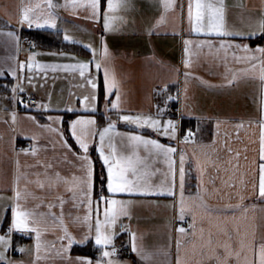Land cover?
Returning a JSON list of instances; mask_svg holds the SVG:
<instances>
[{
	"label": "crops",
	"instance_id": "crops-1",
	"mask_svg": "<svg viewBox=\"0 0 264 264\" xmlns=\"http://www.w3.org/2000/svg\"><path fill=\"white\" fill-rule=\"evenodd\" d=\"M29 0H0V69L16 68L17 60H25L31 52H38L41 55L34 59L38 63L45 64H65L74 63L65 57L50 55L49 53H59L61 51L77 57L79 60L87 61L91 57V51L79 53L68 48H45L36 43L35 47L21 43L20 51L17 52L14 42L2 33L9 30H15L22 36L24 30L29 28L17 23V13L21 3ZM36 3L37 0H31ZM54 3L63 4L64 0H53ZM226 7V23L229 29L244 28L249 22V18L258 17L260 14L261 0H224ZM131 7L127 10L121 9L116 15L123 17L113 21L112 30L103 32L102 20L100 23L84 19L87 13L79 9L76 15L64 8H56L53 11L57 14V28L48 30H57L71 35L85 47L92 44L98 51L100 50V38L103 34L110 52L108 67L115 72L116 78L120 83L122 93V114L144 113L155 114V105L162 103V98L156 95V90L164 84L176 86V92L179 99L176 105H172L167 113L162 117L163 120L173 119L178 122L177 139L169 140L164 136H157L149 128L137 129L135 125H128L118 120L114 111L105 109L104 88L103 99L100 102V81L103 84V70L98 74L94 67L91 69L93 76L97 77L98 88L96 90L97 100L95 102L96 111H87L80 103V98L85 94H90V86L81 87L83 80L76 71H65L58 69L52 71L48 69L40 71L33 69L31 73L25 70L20 74V82L24 91L19 93L20 98L29 92H34L38 97V104H48V110L43 108L31 107L27 109L24 104H13L10 99L12 93L10 89H0V196H13L14 179L16 176V153L13 148L19 150L22 147H28L33 141L26 137L36 134L39 140L36 145L46 151H41L39 156L34 159L31 156L21 155V171L28 174V180L36 179L34 173L44 171L43 167H29L36 165L37 160L41 163L48 162L53 165V171H58L62 176H70L75 173L79 175L78 169L74 167V157L68 155L67 161L64 159V150L61 148L59 137L53 133L38 128L29 116H35L42 124L49 123L46 116H61L64 123L62 125H53L67 129L68 123L77 116H93L97 120L98 126H105L106 116L116 121L118 132L138 131L140 134L150 138L159 139L161 143L171 144L178 149L175 159L177 169L179 167V153L185 155V197L195 195L197 185L200 181L197 179L200 172L197 168V161L204 166L203 186L206 187L211 195L206 196L208 212L192 205V212L186 214L185 223H187L188 235L180 237L182 242L181 257H187L190 264H198L201 260L199 249L203 244L200 240V229H204L205 240L211 234L212 239H223L222 230L227 227L228 231L233 234V229L239 227L241 232L251 230L255 226L257 234L264 232V201L260 200L257 194L252 193V182L255 180L258 186V173L255 161L258 158V127L249 126L250 120L259 118V105L261 102L259 95V82L249 79H238L232 84H228L226 77H230L231 72H235L242 64L233 62L229 55L227 61L223 59V52L217 53L216 48L208 47L198 48L190 46V51L186 55L183 51V39L199 41L210 39L214 45L219 44L216 37H204L196 34H189L188 22L186 19V8L184 19L179 14H170L167 24L161 26L159 35H146V29L151 27L159 15L156 0H130ZM11 25V27H7ZM31 29H36L35 27ZM175 33V34H174ZM31 36V35H28ZM32 37V36H31ZM238 43H248L255 46L257 43H251L250 40H239ZM264 44V41L259 42ZM86 48V47H85ZM155 59H151L152 56ZM190 60L191 67L185 69L183 61ZM178 70V71H177ZM185 71L190 74L185 77ZM179 73V74H178ZM26 76H31V83ZM9 80H13L10 83ZM2 85L16 84L7 72L3 78H0ZM4 88V87H3ZM114 98V97H113ZM25 101V100H24ZM25 103H27L25 101ZM16 111L17 121L12 124L4 121L8 119V112ZM72 108L74 111H66ZM35 109V110H33ZM104 114L100 117L99 113ZM220 123L217 130L216 124ZM243 123L244 127L237 129L236 125ZM15 129V130H13ZM188 129L195 133V143H185L182 140L183 134ZM199 129V131H197ZM218 133V134H217ZM68 135V133H65ZM215 140V149L212 151L208 148H202V145H211ZM121 138L116 136L114 142L120 145ZM225 141L228 147L233 150L229 153L225 148ZM69 143L74 141L69 139ZM240 153L239 167H235L237 160L234 153ZM90 154L94 161L96 173V156L95 145L90 147ZM144 153L142 152V155ZM247 157V159H245ZM102 163V162H101ZM153 170L158 169L155 175L149 178L153 185L167 184L171 180L168 174L167 164L163 159H159L153 164ZM105 176H106V170ZM43 178V177H41ZM27 184L29 191L34 192L37 196L43 197L45 204L48 201H55L57 195H63L67 201L64 205L65 221L69 230L77 239L80 238L83 229L71 222V217L67 213L71 212L73 216L83 215V207H73L70 200L71 193L64 190L63 186L49 190L39 189L35 184L27 183L25 179L20 180V187L23 189ZM234 185V186H233ZM176 196L175 198L168 195L161 196H128L122 195L119 198L130 199L133 201L129 209L130 219L122 218L121 223L130 227L131 231L136 232L141 239L138 241L148 251L165 249L168 252L167 260L163 253L154 257V264H175L176 256V239L178 234L174 227L180 226L181 222L177 221L178 210H174L172 205L179 200V175L176 177ZM243 195L245 199L241 202L239 197ZM39 201L29 200V207L34 206ZM7 199L0 200V204H9ZM248 209L245 214L241 209L231 210L227 217L220 216L218 213L224 210L227 205L240 204ZM38 211H47L45 205H42ZM53 211L59 213V207ZM234 212V216L232 215ZM211 213V214H209ZM9 214L10 208L5 214ZM196 217L195 235L193 230L188 229V223L192 222V217ZM183 223V222H182ZM3 225H0L2 228ZM6 230V228H5ZM119 232V225L117 226ZM60 235L59 229H51L45 234L46 241H52ZM129 240L128 234L120 233L117 242ZM16 246L26 247V251L21 254L17 251H10L8 256L14 261H24V264H33V239L23 237L19 233L13 235ZM94 244V242H89ZM86 243V244H89ZM83 244V245H86ZM193 244L196 249L194 251ZM74 244L69 255L75 258L78 255L86 253L74 252ZM59 247V244H57ZM55 256L54 252H45L42 250V258L38 264H64L59 258L47 259L48 256ZM127 261L128 264H141L135 253L128 254L120 258ZM204 264H214V262L205 261Z\"/></svg>",
	"mask_w": 264,
	"mask_h": 264
},
{
	"label": "snow or ice",
	"instance_id": "snow-or-ice-1",
	"mask_svg": "<svg viewBox=\"0 0 264 264\" xmlns=\"http://www.w3.org/2000/svg\"><path fill=\"white\" fill-rule=\"evenodd\" d=\"M159 15L154 24L146 29V35L151 37L159 35L161 26L169 21L170 14H179L184 19L186 8V19L189 25V34H196L204 37H216L219 44L214 45L210 39L193 41L191 39H183V51L187 55L190 46L194 45L198 48L208 47L216 48L217 53L223 52V59L227 61L229 55L233 62L242 64L244 67L239 68L235 72H231L230 77H226L227 83L232 84L238 79H249L259 82L260 105L258 108L259 118L249 121V126L258 127V158L255 161L258 173V186L254 180L252 182V193L257 194L259 199L264 201V44L257 43L252 46L248 43L235 42L237 39L243 40H259L264 41V0H261L260 14L258 17L249 18V22L244 28L229 29L226 23V5L224 0H156ZM131 7L130 0H64L63 4L54 3L53 0H37L36 3H21L17 13V23L21 26H27L29 29H56L57 14L53 11L56 8H64L73 15L77 14L79 9H83L87 15L84 19L100 23L102 20L103 32L112 30L113 21L123 19L118 17L116 13ZM11 27V25H7ZM14 42L17 52L21 48V37L15 30H9L2 33ZM175 34V33H174ZM63 39L67 43H76L74 37L65 33ZM32 47H35L33 44ZM91 51V57L87 61L79 60L77 57L65 53L63 51L49 53L50 55H58L74 63L65 64H45L35 61V57L41 55L38 52H31L25 60H17L16 68L0 69V78L5 76L7 72L16 84L10 87L12 93L11 100L13 104H24L27 109L30 105L20 98L19 93L24 91L20 82V74L27 70L29 73L33 69L45 71L51 69L56 71L63 69L65 71H76L83 80L81 87L90 86L92 92L83 95L80 103L87 111H96L95 102L97 100L96 90L98 88L97 77L93 76L91 69L94 67L97 74L103 70V88L105 109L114 111L118 120L128 125H135L137 129L149 128L157 136L167 137L170 141L177 139L178 122L173 119L166 121L162 117L167 113L170 102L178 100L179 94L173 96L169 91L167 84L156 90V95L162 98V103L155 105L156 113L144 114L142 112L133 114H122V93L120 83L116 78L115 72L109 69L108 60L110 52L107 42L103 36L100 38V50L98 51L92 44L85 45ZM151 59H155L153 55ZM185 69L191 67L188 59L183 61ZM178 71V70H177ZM179 74V73H178ZM190 73L185 71L184 76ZM31 83V76H26ZM0 87L8 88L9 85H0ZM114 97V98H113ZM31 101V97L28 98ZM32 107L43 108L48 110L49 105H36ZM8 112V119L12 124L17 121V113L12 110ZM66 111H74L72 108ZM29 120L38 128L53 132L59 137L61 148L64 150V159L67 161L68 155L74 157V167L78 169L79 175L73 173L70 176H62L60 172L53 171V165L48 162L41 163L37 160L36 165L29 167L41 166L44 171L42 173H34L36 179L28 180V174L21 171V163L19 157L21 155L31 156L36 159L43 150L36 145L39 137L36 134L26 137L34 143L28 147H22L19 150L13 148L16 153V176L14 179L13 196L2 197L0 200L7 199L9 204H0V225L6 226L0 228V264H24V261H14L9 258L10 251H17L23 254L27 249L23 246H16L13 240L15 233L21 234L23 237L33 239V264L44 258L41 256L42 250L45 252H54L55 256H48L47 259H56L64 261V264H128L127 261L120 259L122 248H129L135 253L141 264H154V257L163 253L167 260L168 252L165 249H157L156 251H148L138 241L141 239L136 232L131 231L130 227L121 223L122 218L130 219L129 209L133 201L130 199L119 198L122 195L128 196H161L168 195L175 198L176 196V177L177 171L179 175V200L173 203L174 210H178L177 221L181 222L180 226L174 227L178 234L176 239V256L175 264H190L187 257H181L182 242L180 237L188 235V230L183 226L186 214L192 212V205L208 212L205 197L211 195L209 190L203 186L204 166L197 161V168L200 176L197 179L200 183L197 185L195 195L185 197V155L179 153V167L177 169V161L175 155L178 152L176 147L171 144L161 143L159 139L150 138L140 134L138 131L118 132L116 131L117 123L111 117L106 116L105 126H98L97 120L93 116H77L68 123L67 129L61 127H53V125H62L64 123L61 116H46L49 123H41L35 116H29ZM220 123L217 122V130ZM244 127L243 123L236 125V128ZM15 130V129H13ZM199 131V129H197ZM68 133L66 135L65 133ZM218 134V133H217ZM121 138L120 145L114 142V138ZM69 139L74 144L69 143ZM185 143H195V133L192 129H188L182 136ZM216 141L213 140L211 145H202V148H208L212 151L215 149ZM95 145V151L98 153V159L102 162V169L99 174V184H96L95 165L90 154V147ZM225 148L231 154L233 150L228 147L225 141ZM142 152L144 153L142 155ZM237 164L240 153H234ZM163 159L167 164L168 174L171 176L170 182L167 184L153 185L149 178L155 175L158 169L153 170V164L159 159ZM247 159V157H245ZM43 177V178H41ZM25 179L27 183L35 184L39 189H55L60 186L64 190L71 193L70 200L73 207L85 209L83 215L73 216L71 212L67 213L71 217L74 225L80 226L83 231L79 239L69 230L65 221L64 205L67 202L63 195H57L55 201H48L45 204L44 198L37 196L34 192L29 191L27 184L21 189L20 180ZM234 186V185H233ZM242 202L245 197H239ZM39 201L34 206L29 207L28 201ZM42 205H45L47 211H38ZM59 207V213L53 211ZM10 208V222L6 219L5 214ZM241 209L247 214L248 209L240 204L227 205L218 215L227 217L231 210ZM211 214V213H209ZM234 216V212H232ZM119 225L120 231H117ZM59 229L60 235L56 236L52 241L44 239L51 229ZM196 217L193 215L192 222L188 223V229H192V235H195ZM233 234L228 231L227 227L222 230L223 239L213 240L211 234L205 240L204 229H200V240L203 241L199 249L201 260L198 264H204L205 261L214 262V264H264V232L257 234L255 226L251 230L241 232L239 227L233 229ZM127 233L129 241L127 245H121L117 248L116 240L120 233ZM94 242L93 247L95 254L78 255L72 258L69 253L74 244H86ZM59 244V247H57ZM195 251L196 246L193 244Z\"/></svg>",
	"mask_w": 264,
	"mask_h": 264
},
{
	"label": "trees",
	"instance_id": "trees-1",
	"mask_svg": "<svg viewBox=\"0 0 264 264\" xmlns=\"http://www.w3.org/2000/svg\"><path fill=\"white\" fill-rule=\"evenodd\" d=\"M23 32L28 34V35H31L35 39V41L38 45L43 46L45 48H54V49L68 48L70 50H74V51L79 52V53L89 52V50L87 48H85L83 45H81L79 43H67V42H65L63 39L61 31L48 30V29H28V30H24ZM250 42L251 43H259L262 41L250 40ZM9 81H10V83L13 82V80H9ZM0 85H2L1 82H0ZM99 87H100L99 95H100V102H101V100L103 99V92H102L103 84L101 81L99 83ZM0 89H5V87L4 88L0 87ZM8 89H10V87L6 88L5 91H7ZM169 91L171 92V94L173 96L177 95L175 85H170ZM176 101L177 100L172 101L170 103L177 106ZM33 110H35V109H33ZM99 114H100V117L104 116V114H102V113H99ZM95 158H96V184L98 185L99 184V174L103 169H102L101 161L98 159L97 156ZM6 219L9 221V214L7 215ZM2 228H6V226L3 225ZM73 250L76 253H86V254H92V255L95 254L94 247L90 243L86 244V245H76Z\"/></svg>",
	"mask_w": 264,
	"mask_h": 264
},
{
	"label": "built area",
	"instance_id": "built-area-1",
	"mask_svg": "<svg viewBox=\"0 0 264 264\" xmlns=\"http://www.w3.org/2000/svg\"><path fill=\"white\" fill-rule=\"evenodd\" d=\"M21 43L28 44L29 46H32L33 44L34 45L36 44V41H35V39L33 37L25 35V34H22ZM29 97H31V101H29V99H28ZM24 100L27 103H29V105H32V104H36L37 105L38 104V97H37V95L34 92H29L27 95H25ZM169 108L173 109L172 105H170ZM183 226L185 228H187V223L183 222ZM128 241L129 240L126 239V240H121V241L117 242V244H116L117 248H121L122 244L123 245H127ZM131 253L132 252L130 251L129 248H127V247L122 248L121 252H120V258L123 257V256H126L128 254H131Z\"/></svg>",
	"mask_w": 264,
	"mask_h": 264
}]
</instances>
